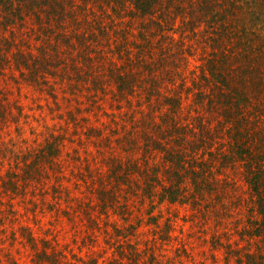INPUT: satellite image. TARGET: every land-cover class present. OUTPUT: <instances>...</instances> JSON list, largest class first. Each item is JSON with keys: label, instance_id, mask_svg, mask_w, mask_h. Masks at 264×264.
Here are the masks:
<instances>
[{"label": "rangeland", "instance_id": "rangeland-1", "mask_svg": "<svg viewBox=\"0 0 264 264\" xmlns=\"http://www.w3.org/2000/svg\"><path fill=\"white\" fill-rule=\"evenodd\" d=\"M105 1L71 0L54 34L33 19L0 33V264H261L244 161L228 155L235 137L257 154L264 141V7L235 27L196 20L202 0L144 15ZM144 132L182 156L188 199L163 196L175 163Z\"/></svg>", "mask_w": 264, "mask_h": 264}, {"label": "trees", "instance_id": "trees-1", "mask_svg": "<svg viewBox=\"0 0 264 264\" xmlns=\"http://www.w3.org/2000/svg\"><path fill=\"white\" fill-rule=\"evenodd\" d=\"M126 1L127 0H106L105 2L115 8L114 10L117 14H120L121 10L119 6L122 7L123 4L126 3ZM129 1L132 2L135 11L137 13L139 12V14L144 15L145 13L152 12V0ZM223 2L226 3V6H223ZM67 3L71 5V0H0V33L6 30H9V32L12 33V26L24 23L28 19H33L37 24L43 26V30L45 33L54 34L53 31L56 30V28H59L61 21H63L64 18L69 17L67 13L72 8L69 7ZM260 4L254 3L251 0H202L200 4L201 10H199V15L198 17H196V20H199L200 18H206L210 12L209 17H218L217 22L220 21V24H222L221 20L222 22H224L227 17L233 16L236 23L235 27H240L239 24H241L244 18H246V16L242 15L241 13L246 11V8H248L250 5H259L260 7H264V4ZM212 6H215L216 8L212 9ZM253 14L260 17L259 13ZM73 16L75 17V15H72L70 19L73 18ZM222 41V38L219 39V41H217V45L219 46ZM235 44L240 47L238 52H241L242 55L246 57V50L247 48L252 46L253 41L251 42V37L249 36H246L245 38L236 36ZM48 45L50 47L57 48V45H55L54 42H49ZM28 53L29 55L26 56L24 52L18 51V54H16V57L14 58V60L18 62V65H22L21 69L24 68L22 69L23 71L29 69L31 67L30 64H34L35 61L34 58L33 60L29 59L31 56L30 50L28 51ZM221 56L222 60L220 62L221 68H223L225 64H228L227 62H225V58L227 57V55H224V53L221 52ZM38 62L41 63L40 58L38 59ZM221 68H219L217 65L213 69V72L216 73L218 71L219 75L217 76H220L221 80L230 87V82L225 79L226 74L223 73V69ZM233 81L231 82L233 86L232 88L234 89L235 93H238V91H236L238 90L237 83L233 84ZM242 106L243 105H239L238 103H236V117L237 112L241 111ZM244 119L245 121H243ZM246 121H248V119L245 116L241 120H237L238 125L242 126V130L237 129L240 135L242 134V132H247L244 131V129H247V127H249V123ZM144 130H146V128H144ZM152 131H158L160 134L162 133L161 136H163L164 138L168 135L169 132L168 128L164 129L159 125L156 127L152 126ZM256 131L258 132V130ZM151 133L152 132H144L142 134L143 137L144 134L146 136V146L151 148H159L162 151H165V155L170 160V162L175 163V168H171L173 174L171 175L170 173H167L169 175L168 177L172 181L167 186L163 187L165 190L163 196L171 201L177 199H188L189 194H187L185 192V189H183V177L179 173V167L182 163V156H179L175 153L172 156L173 152L165 148L166 145L164 143H161L162 140L160 139V137H156L154 136V134L150 135ZM255 134L256 133L253 132L252 137ZM239 137L233 138L234 140L232 145L241 146L243 148L241 150H238L233 149L234 147H232V149L234 150L233 154L230 153L228 156L230 157L231 161H233V164L236 163L237 159H241L242 161H244L243 170L245 172L246 180L248 181L250 186L249 201L253 204L255 212V219L251 217L254 222L251 223V227H249L248 230H250V235L256 238V240L254 241L256 243V249L249 251L247 256L249 258H252L253 261H256V256H260V262L261 264H264V141H261L257 147L255 145L254 148L256 150L259 149V153L257 154L255 151H253V149L248 147L249 143H245V140ZM168 168L169 166L166 168L167 171L169 170ZM154 176L155 173L153 172V175L151 176V180L153 181L150 180V182H156L154 181ZM193 181L197 182L196 180ZM193 196L194 195H191V198H193ZM195 198L197 197L195 196ZM257 213L260 215L261 219L257 218Z\"/></svg>", "mask_w": 264, "mask_h": 264}]
</instances>
